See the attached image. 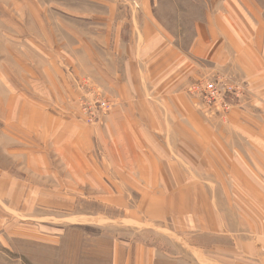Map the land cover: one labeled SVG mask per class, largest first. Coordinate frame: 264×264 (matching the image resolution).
I'll list each match as a JSON object with an SVG mask.
<instances>
[{"label": "crops", "instance_id": "1", "mask_svg": "<svg viewBox=\"0 0 264 264\" xmlns=\"http://www.w3.org/2000/svg\"><path fill=\"white\" fill-rule=\"evenodd\" d=\"M119 5L108 49L84 52L91 67L81 61L86 44L73 52L78 73L93 74L115 101L102 125L71 114L67 62L36 67L23 90L0 91V210L69 216L77 201L103 203L131 226L159 227L200 250L193 264H264V8L222 0L182 49L153 15V0L111 3ZM217 74L249 84L226 120L199 114L186 94L192 80ZM202 236L219 244H192ZM175 261L130 241H117L113 257Z\"/></svg>", "mask_w": 264, "mask_h": 264}, {"label": "rangeland", "instance_id": "2", "mask_svg": "<svg viewBox=\"0 0 264 264\" xmlns=\"http://www.w3.org/2000/svg\"><path fill=\"white\" fill-rule=\"evenodd\" d=\"M113 1L0 0V91L23 90V78L37 72L36 67L47 64L60 67L62 61L67 62L61 67L70 76L76 94L70 99L74 105L71 114L88 126L102 125L104 118L113 111L115 101L109 98L93 74L78 73L73 52L79 45L86 44L81 50L84 56L81 61L90 68L84 52L108 49L109 38L117 32L115 23L120 22L124 14L120 5L111 7ZM253 1L264 8V0ZM219 2L222 0H153V15L175 45L186 49L195 37L197 25L208 13L216 11ZM136 3L134 1L135 6ZM127 28L129 26L125 25L122 29L124 37H128ZM216 79H220L221 85L244 86L243 94L234 99L232 109L224 116H215L206 106L203 95L198 97L189 91L198 82ZM248 89L247 81L228 74L203 75L188 84L186 94L195 101L199 114L226 120L235 108L242 106ZM100 98L112 104L110 111L103 112L97 102ZM84 111L87 114L96 111L100 119L90 122ZM72 206L69 216L60 213L51 216V213L49 216L19 218L1 204L0 264H113L117 241L158 247L165 251L166 258L178 260L171 264H193V258L201 261L203 257L200 250L190 248L159 227L129 225L120 216L121 212L103 203L77 201ZM233 209L231 225L237 221L233 216L236 207ZM192 244L206 249L219 242L202 236Z\"/></svg>", "mask_w": 264, "mask_h": 264}, {"label": "built area", "instance_id": "3", "mask_svg": "<svg viewBox=\"0 0 264 264\" xmlns=\"http://www.w3.org/2000/svg\"><path fill=\"white\" fill-rule=\"evenodd\" d=\"M189 91L198 97L203 95L207 102L206 106L211 109L215 116H224L232 109L234 99L240 98L243 94L244 86L241 84L233 86L226 83L221 85L220 79H216L214 81L198 82L191 86ZM97 102H100L103 112H108L112 108L110 102L102 100L101 98ZM97 102L94 105H97ZM87 115L90 122H96L100 119V114L96 113V111H92Z\"/></svg>", "mask_w": 264, "mask_h": 264}]
</instances>
